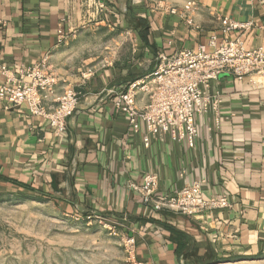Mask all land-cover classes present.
Wrapping results in <instances>:
<instances>
[{"label":"crops","instance_id":"crops-1","mask_svg":"<svg viewBox=\"0 0 264 264\" xmlns=\"http://www.w3.org/2000/svg\"><path fill=\"white\" fill-rule=\"evenodd\" d=\"M99 2L88 11L83 0H0V66L16 73L47 57L57 93L68 86L78 94L62 134L26 105L0 100V192L36 195L116 226L133 238V264H264V75L211 81L220 101L195 115L193 147L168 133L148 135L145 145L143 123L134 131L113 104L160 54L207 45L212 36L264 46V0ZM223 19L252 25L225 33ZM60 23L74 32L61 43ZM146 100L140 93L137 106ZM147 173L158 187L144 202L130 185ZM194 181L204 198L226 195L230 207L187 215L155 205Z\"/></svg>","mask_w":264,"mask_h":264},{"label":"built area","instance_id":"built-area-1","mask_svg":"<svg viewBox=\"0 0 264 264\" xmlns=\"http://www.w3.org/2000/svg\"><path fill=\"white\" fill-rule=\"evenodd\" d=\"M83 4L88 11L93 7H103L99 0H83ZM192 6V2H187V8ZM170 11L173 13L175 10ZM186 20L191 24L188 17ZM222 24L225 33L252 25L251 22L240 23L229 19H223ZM73 35V31L65 32L62 23L59 24V43ZM223 73H229L236 79L251 74L264 75V46L250 49L239 37L232 39L225 36L218 41L212 36L207 45L182 49L171 56L160 54L157 67L119 92L113 104L124 114L134 131H138L143 123L145 145L148 144V135L168 133L172 139L186 140L188 146L193 147L197 136L195 115L206 112L211 105L216 107L220 99L217 94L209 93L210 83ZM88 74L91 72L83 74V77ZM0 76V100L7 106L24 104L30 114L46 121L55 133L62 134L67 130L68 118L78 104V94L68 86L57 93L59 79L47 57L33 65L21 66L16 73L1 65ZM140 93L147 96L143 107L136 104ZM130 186L140 193L144 202H149L157 190L158 177L147 173L140 184L131 183ZM201 191V181H194L174 196H159L155 205H167L187 215L230 207L226 195L204 198ZM127 243L133 254V238H127Z\"/></svg>","mask_w":264,"mask_h":264},{"label":"rangeland","instance_id":"rangeland-1","mask_svg":"<svg viewBox=\"0 0 264 264\" xmlns=\"http://www.w3.org/2000/svg\"><path fill=\"white\" fill-rule=\"evenodd\" d=\"M132 259L127 238L103 219L14 189L0 192V264H133Z\"/></svg>","mask_w":264,"mask_h":264}]
</instances>
